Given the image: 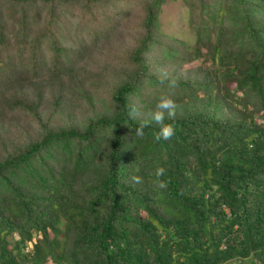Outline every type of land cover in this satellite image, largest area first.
Returning <instances> with one entry per match:
<instances>
[{
  "label": "trees",
  "instance_id": "1",
  "mask_svg": "<svg viewBox=\"0 0 264 264\" xmlns=\"http://www.w3.org/2000/svg\"><path fill=\"white\" fill-rule=\"evenodd\" d=\"M164 1L0 0V264H264V0H189L180 49ZM169 92L176 134L137 137Z\"/></svg>",
  "mask_w": 264,
  "mask_h": 264
},
{
  "label": "rangeland",
  "instance_id": "2",
  "mask_svg": "<svg viewBox=\"0 0 264 264\" xmlns=\"http://www.w3.org/2000/svg\"><path fill=\"white\" fill-rule=\"evenodd\" d=\"M187 3H190L189 0H165L164 3L161 5L160 12L158 14V31H157V42L158 43H165V45H171L173 48L177 47L178 49L181 48V43H184L185 45H192L193 39L195 37V27L198 25L197 23H193V27L188 23V14L190 13V8L187 5ZM264 5V4H261ZM25 15L31 14V10H29L27 7L24 10ZM202 16H204L202 14ZM140 17V9L136 8L135 11L131 12L129 17L126 18L129 22L134 21L136 18ZM67 17L61 18V25L63 32L67 34L66 39L67 41L74 36L72 27L74 25V22H68L66 20ZM205 19V17H204ZM200 20V19H198ZM207 20V19H205ZM67 21V22H65ZM208 21V20H207ZM260 24L263 25L264 22L261 21V19L258 20ZM208 25H212L208 21ZM130 36L134 34V32L129 31L128 32ZM123 40H127V37H125ZM61 41V39H60ZM63 42V40L61 41ZM65 42V41H64ZM152 57L153 59L157 58V55L155 54V51H152ZM200 64L202 70L208 68V63H201L199 60H193L191 62H188L184 65H182V69H192L194 67H198ZM160 71V70H159ZM67 87H69L68 84H64ZM80 87V86H79ZM71 90V88L69 89ZM79 98V97H77ZM25 124V121L20 120L18 122L17 129L22 128V126Z\"/></svg>",
  "mask_w": 264,
  "mask_h": 264
},
{
  "label": "clouds",
  "instance_id": "3",
  "mask_svg": "<svg viewBox=\"0 0 264 264\" xmlns=\"http://www.w3.org/2000/svg\"><path fill=\"white\" fill-rule=\"evenodd\" d=\"M159 83L166 84L169 90H174L178 86V81L174 76H170L167 70L161 69L158 75ZM129 117L132 119H138L139 123L135 129L137 137L143 138L145 135V128L150 127L152 124L157 126L156 131L153 132L154 139L159 142L161 140H170L176 134L175 117L178 105L173 98L171 92L161 94L155 104L153 110L148 111L141 118L138 106L134 103L129 104ZM167 115V119H166ZM166 170L163 167L157 166L154 171L156 177V186L164 189L167 187L165 181L159 178L165 175ZM131 181L134 184L142 183L140 176H132ZM226 212H228L225 209Z\"/></svg>",
  "mask_w": 264,
  "mask_h": 264
}]
</instances>
